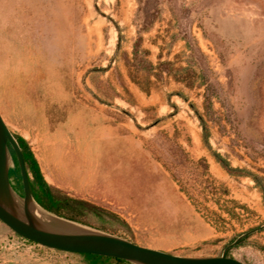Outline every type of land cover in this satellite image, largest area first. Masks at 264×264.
<instances>
[{
  "label": "rangeland",
  "instance_id": "rangeland-1",
  "mask_svg": "<svg viewBox=\"0 0 264 264\" xmlns=\"http://www.w3.org/2000/svg\"><path fill=\"white\" fill-rule=\"evenodd\" d=\"M0 116L72 200L50 215L264 264V0H0Z\"/></svg>",
  "mask_w": 264,
  "mask_h": 264
},
{
  "label": "water",
  "instance_id": "water-1",
  "mask_svg": "<svg viewBox=\"0 0 264 264\" xmlns=\"http://www.w3.org/2000/svg\"><path fill=\"white\" fill-rule=\"evenodd\" d=\"M11 151L19 169L23 197L10 184V165H14ZM34 204L37 205L30 192L21 149L0 116V221L21 238L48 249L120 259L130 264H244L225 254L218 257L172 255L57 216L51 215V222H46L36 216Z\"/></svg>",
  "mask_w": 264,
  "mask_h": 264
},
{
  "label": "trees",
  "instance_id": "trees-1",
  "mask_svg": "<svg viewBox=\"0 0 264 264\" xmlns=\"http://www.w3.org/2000/svg\"><path fill=\"white\" fill-rule=\"evenodd\" d=\"M14 137L16 138L18 145H19L21 152H22V157H23L25 168H26L27 175H28L29 188H30V192L32 194L34 201L40 207H42L44 210L60 216L59 210H60L61 204H67L69 202H72V200H70L69 198H60L51 190V188L46 183V181H45V179L41 173L39 164H38L34 154L32 153L31 149L29 148V146L27 145L25 140L19 136H14ZM208 139H209L208 129L205 126H203L202 140L206 146H208ZM12 155H13L14 160L16 162L15 155L13 152H12ZM215 157L217 158L218 156H215ZM224 167H226V169L229 168L228 164H225ZM21 186H22V184H21ZM75 203L81 204L80 202H75ZM82 205H84V204H82ZM70 220L75 221V222H79L73 218L72 219L70 218ZM23 240H25V239H23ZM25 241H28V240H25ZM28 242L33 243L31 241H28ZM72 254H74V253H72ZM77 255L83 257L85 264H123V263H128V262H125V261L120 260V259L97 256V255H92V254H77Z\"/></svg>",
  "mask_w": 264,
  "mask_h": 264
},
{
  "label": "crops",
  "instance_id": "crops-1",
  "mask_svg": "<svg viewBox=\"0 0 264 264\" xmlns=\"http://www.w3.org/2000/svg\"><path fill=\"white\" fill-rule=\"evenodd\" d=\"M40 247V248H36ZM25 255L31 258L29 261L21 262L19 254L10 252V247L3 246L0 249V264H74L75 260L72 256L76 254L62 252L58 250L44 248L33 243V246L27 247V250H24ZM52 256V259L48 262H43V256ZM62 259V260H61Z\"/></svg>",
  "mask_w": 264,
  "mask_h": 264
},
{
  "label": "bare ground",
  "instance_id": "bare-ground-1",
  "mask_svg": "<svg viewBox=\"0 0 264 264\" xmlns=\"http://www.w3.org/2000/svg\"><path fill=\"white\" fill-rule=\"evenodd\" d=\"M33 211L36 214V216L40 218L41 220L46 221V222H51L52 216L44 212L40 207H38L35 204L33 205Z\"/></svg>",
  "mask_w": 264,
  "mask_h": 264
}]
</instances>
